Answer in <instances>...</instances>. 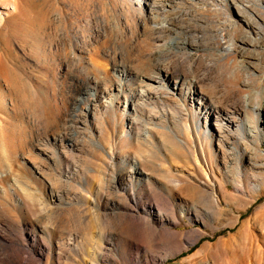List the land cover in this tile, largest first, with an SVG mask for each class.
I'll list each match as a JSON object with an SVG mask.
<instances>
[{"label": "rangeland", "instance_id": "374dc122", "mask_svg": "<svg viewBox=\"0 0 264 264\" xmlns=\"http://www.w3.org/2000/svg\"><path fill=\"white\" fill-rule=\"evenodd\" d=\"M169 1L0 0V264H264V0Z\"/></svg>", "mask_w": 264, "mask_h": 264}, {"label": "bare ground", "instance_id": "6f19581e", "mask_svg": "<svg viewBox=\"0 0 264 264\" xmlns=\"http://www.w3.org/2000/svg\"><path fill=\"white\" fill-rule=\"evenodd\" d=\"M170 4L172 5V7L176 6V3L175 0H170L169 1ZM237 2V1H236ZM235 2V3H236ZM145 3H147V7L153 12L154 9H157V6L159 5V0H145ZM174 3V4H173ZM238 11L239 13L241 14H246L248 9L244 6H242V4L238 5ZM235 5V6H236ZM249 11H248V15H249ZM251 14V13H250ZM153 15V13H152ZM154 16V19L156 18L155 14L153 15ZM252 16V15H250ZM249 16V17H250ZM247 17V16H246ZM248 20V21H247ZM247 28L248 29H254L256 30L257 28L255 27V24L253 22L250 21V19H247ZM228 25H230L231 27L230 28H233V32L236 31V29L238 30H241V27H244L242 26L241 24H239L236 20H232V19H228ZM186 24V23H185ZM189 25V24H188ZM224 25V24H223ZM226 26V25H225ZM225 29L223 28H218L216 31H215V34L213 35V38H218L220 36H222V32H224ZM257 31V30H256ZM243 33V31H242ZM250 33H252L250 31ZM259 33V32H258ZM233 34V33H232ZM260 34V33H259ZM188 43H191V48H186L184 46L182 47H179V51L180 53L178 54L180 56V59L179 62L177 63L178 65H176L175 67H169V66H165V65H159V69L157 71V75H155L152 79L154 81H156L158 83V86L160 87H163V88H166V89H172L173 91L177 90L178 93L180 95H187V94H190L191 97L195 96V97H198V98H201L202 96L205 97L206 93H205V90L203 91V88H202V85L204 86L205 85V82L207 81V77L206 75H198L196 76L197 79L193 80L192 83H190L187 88L188 90L185 91V83H186V80L183 78V77H178V75H180L182 73V75H184L186 77V75L188 74V72L184 69L185 67V58L187 59L190 58V59H193L195 60L197 58V56L199 55L198 52L200 51V49L202 48V45L201 44H197V43H194L193 41H189V40H186ZM215 41V40H214ZM240 41V42H239ZM257 36H252L251 34H248V33H244L243 36H241V38L239 37L238 40H236V37L235 36H230L229 40L227 41L226 40V43L225 44H222L223 48L225 50H228V53L230 51H234V50H238V49H243L245 50L246 49V46L250 45V46H256L257 44ZM169 41L165 42L164 45L166 47H171L169 46ZM195 44V45H194ZM212 45H215L217 44V42H212L211 43ZM211 45V46H212ZM80 47V46H78ZM216 50L215 46L211 48V51L212 50ZM187 50H190L192 52V55H186L184 54L185 51ZM219 50V49H218ZM217 51V50H216ZM227 53V54H228ZM254 53L255 55H261L260 52L257 53V50L254 49ZM227 54H224L223 56L225 57ZM213 56L215 55H218L217 53L216 54H212ZM216 60H220L221 59V56H215ZM260 57V56H259ZM199 58L203 59V56H199ZM189 59V60H190ZM210 60V59H209ZM196 61V60H195ZM215 61V60H214ZM203 62V60H201V63ZM210 63L212 62L211 60L209 61ZM200 65H202L200 62H198ZM205 63V62H204ZM205 65V64H204ZM242 64L238 63V68L236 70V73H238L239 69L242 68ZM2 67H3V64L1 63L0 61V71L2 70ZM187 68V67H186ZM195 68V67H194ZM175 70L177 71L176 73H178L177 75L175 74ZM191 70V69H190ZM195 71H197L196 69H194ZM188 71H189V68H188ZM193 71V70H192ZM191 71V72H192ZM193 71V72H195ZM186 72V73H185ZM190 72V71H189ZM201 74V73H200ZM249 75V73H248ZM247 75V77H245V81L248 80L249 76ZM210 78V77H209ZM207 83V82H206ZM221 86V85H220ZM205 93V94H204ZM216 93V92H215ZM256 96L259 94V95H264V92H256L254 93ZM209 96V95H208ZM247 96H250V94H248ZM246 96V97H247ZM118 97V94L114 93L112 94V98L115 99ZM212 97V95H211ZM213 97H217L218 98V101H213L215 102V106L214 108H220V109H224L221 105V103L223 104V100L221 98V95H218L216 94V96L214 95ZM210 98V97H209ZM245 103V102H244ZM220 106V107H219ZM245 106L244 108H246L248 105L246 104H242V107ZM247 109V108H246ZM223 111V110H222ZM212 112V110H211ZM243 114L246 116V122H244L242 124L243 127L247 128L249 130V133L252 134L253 138H257L259 135H261V132L264 131V125L261 124V126H258V125H254V120L250 117V115L248 114L247 111H243ZM230 116L227 117V119L232 122V120H230ZM253 122V123H252ZM230 128V127H229ZM220 132H223V131H220ZM230 133V132H229ZM258 135V136H257ZM244 138V136H243ZM246 143V142H245ZM249 147V144H246L245 147H244V150L246 151V153L249 152L250 149H248ZM250 152H252V150H250ZM252 155V154H250ZM254 155V154H253ZM251 158V156H249Z\"/></svg>", "mask_w": 264, "mask_h": 264}]
</instances>
